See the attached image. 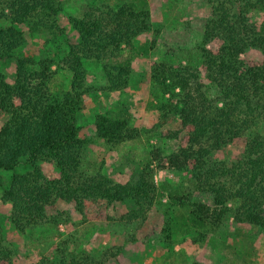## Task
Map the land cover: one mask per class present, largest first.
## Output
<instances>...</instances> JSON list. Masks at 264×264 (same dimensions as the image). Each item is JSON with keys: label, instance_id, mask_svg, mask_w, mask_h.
Instances as JSON below:
<instances>
[{"label": "trees", "instance_id": "16d2710c", "mask_svg": "<svg viewBox=\"0 0 264 264\" xmlns=\"http://www.w3.org/2000/svg\"><path fill=\"white\" fill-rule=\"evenodd\" d=\"M204 2L211 16L197 48L202 71L164 61L151 70L158 99L152 107L161 113L159 125L178 117L184 134L167 135L178 141L177 149L169 154L154 149L149 163L127 184L114 182L100 168L84 167L86 147L94 143L80 137L78 124L84 97L94 91L84 61L103 67L106 83L101 91L127 89L139 55L135 40L152 32L150 11L133 3L118 9L88 8L82 17L70 19L78 41L57 66L49 58H21L14 81L0 72V171H13L24 162L33 167L15 174L2 194L17 230L52 222L48 210L59 201L73 203L88 220L101 219L113 204L132 201L126 220L145 221L164 192L172 206L185 211L179 229L199 232L198 241L205 232H217L230 213L238 224L264 229V0ZM64 6L65 0H0V60L15 58L26 42L24 29L63 35L59 17ZM154 32L156 37L160 33ZM252 51L259 59L247 58ZM60 67L70 71L73 80L69 91L56 95L51 84ZM94 126L96 139L108 146L142 137L126 110L115 117L98 115ZM228 147L241 148L242 155L231 162L212 159ZM41 162L55 164L59 177H46ZM156 170L179 175L181 181L160 187ZM198 193L208 195L211 204L195 201ZM167 225L165 240L173 245V225ZM13 258L0 226V264H13ZM110 258L111 252L100 259L64 252L56 264H104Z\"/></svg>", "mask_w": 264, "mask_h": 264}, {"label": "rangeland", "instance_id": "374dc122", "mask_svg": "<svg viewBox=\"0 0 264 264\" xmlns=\"http://www.w3.org/2000/svg\"><path fill=\"white\" fill-rule=\"evenodd\" d=\"M125 3L150 11L152 23V32L135 40L139 55L133 62L130 85L121 92L101 91L106 83L103 67L84 61L88 84L94 91L84 97V106L78 115L80 137L94 140L85 150V169L100 168L104 175L120 184L131 182L145 168L154 149H162L168 154L177 149L178 141L167 135L182 137L184 131L178 117L159 125L161 113L152 107L158 99L154 95L151 70L155 63L164 61L172 65L190 64L202 71V57L197 48L202 44L211 7L204 0H65L59 17L65 29L63 35L30 34L24 29L26 42L15 58L0 60V72L10 82L16 78L18 59L40 61L49 58L57 66L70 46L78 41V33L70 24L71 18L82 17L91 7L118 9ZM155 30L160 32L157 37ZM154 40L156 45L152 47ZM247 58L259 59V54L252 51ZM72 80V73L60 67L51 89L56 95L69 91ZM163 100L167 101L168 97ZM123 110L130 114L132 126L141 130L142 137L116 147L96 139L95 118L98 115L115 117ZM3 122L0 121V126ZM241 155V148L228 147L216 152L212 159L231 162ZM39 165L46 177H59L55 164L41 162ZM32 169L24 162L13 171H0V226L7 245L14 251L13 264H56L64 252L78 256L88 254L98 259L105 252H111V258L104 264H264V229L238 224L230 213L217 232H205V237L198 241L199 232L186 226L179 229L185 211L172 206L166 192L145 221L126 220L134 208L132 201L111 205L98 220L85 219L73 203L59 201L48 210L52 222L20 232L12 224L11 205L2 201V194L15 174H25ZM155 181L160 187L174 186L181 181V176L156 170ZM194 200L211 204V198L206 194L198 193ZM231 207L234 209L236 205ZM167 223L173 225V245H168L165 240L164 230H169Z\"/></svg>", "mask_w": 264, "mask_h": 264}]
</instances>
